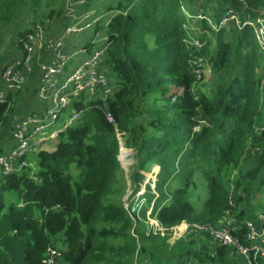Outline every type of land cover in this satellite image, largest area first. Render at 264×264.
<instances>
[{
	"label": "trees",
	"instance_id": "obj_1",
	"mask_svg": "<svg viewBox=\"0 0 264 264\" xmlns=\"http://www.w3.org/2000/svg\"><path fill=\"white\" fill-rule=\"evenodd\" d=\"M63 1L0 0V35L3 26L17 31L15 39L12 34L0 36V48L9 49L6 57L0 54V73L22 52L27 36L43 18L51 19L56 6L62 13ZM197 2L108 0L101 4L109 21L100 16L94 35L105 27L102 67L113 81V93L104 100L81 96L72 101L80 117L58 133L54 148L38 150L28 165L19 169L16 163L13 173L0 174V264H46L48 253L58 251L52 242L57 235H62L64 244L58 264H132L136 252L146 264H168L159 253L165 243L157 241L159 236H144L151 204L150 216L163 229L182 223L214 227L229 219L231 236L241 247L249 246L245 223L254 219L258 225L256 212L261 204L252 192L264 171V92L260 88L264 61L257 54L253 29L244 23L264 17L259 16L264 0H200V7L210 9L214 21L229 11L234 15L229 26L217 31H211L204 20L185 17L184 5ZM40 7L44 10L39 21L28 17ZM22 11L23 18H29L23 23L31 26L20 30L16 19ZM189 22L203 31L198 49L183 43L196 40ZM91 46L90 42L83 48L90 52ZM197 58L207 61L214 77L211 83H200L202 76L196 79L194 71L200 67L191 61ZM19 92L8 93L6 103L0 105V137L7 141L14 139ZM260 128L263 131L258 133ZM116 132L123 147L135 151L137 168L130 175L135 190L145 180L144 174L159 167L154 189L149 184L144 188L145 203L138 214L122 203L126 185L117 159ZM196 174L207 192L200 209L189 200L197 186ZM171 184L177 187L168 194ZM201 231L205 240L181 252L182 258L193 264H238L230 259L239 254L235 246H223L213 241L208 230ZM249 259L264 264L252 254Z\"/></svg>",
	"mask_w": 264,
	"mask_h": 264
},
{
	"label": "rangeland",
	"instance_id": "obj_2",
	"mask_svg": "<svg viewBox=\"0 0 264 264\" xmlns=\"http://www.w3.org/2000/svg\"><path fill=\"white\" fill-rule=\"evenodd\" d=\"M106 2H108V0H64L61 3L62 13L59 14L58 8L56 6L54 8V14L51 19H48L46 17L42 19V23L39 26V29L35 32V35L33 36L34 41L37 44L32 48V51L30 52V62L28 64L29 71L27 73H23V85L20 87L21 90L17 96L15 108V113L17 114L14 118L13 124L21 125L23 124V122L31 120L33 116L38 114V112H43L39 110H44L45 108H50L54 105L51 101H49V99L46 100L45 97L50 98L51 96H53L55 89L59 85L57 84V87H53L52 89H49L47 85H44V82L46 81H49L52 84L55 79L51 76L49 77L48 74H44L41 71L42 67L47 69L56 68L59 61L58 56L67 55L68 61L65 66L70 65L67 69V73H71L76 69L78 65H80L81 61L86 57V54L81 51V48L90 43L93 39H96L98 41L96 44L91 46V50L101 45L102 42L99 39L105 38V27L103 28V30L97 32L96 35H94V27L85 32H83L84 30L81 31L78 36H76L77 34H66V29L71 28L72 26L82 28L87 27V25H91L95 17L98 15L100 16V14L102 15V19L109 20L107 14H102V5H104ZM183 3L187 4L186 2ZM184 6L185 7L183 8V12L185 14V17L189 19V21H200L199 19H194L193 14L195 12H201V17H203V19L206 21V24L211 31H216L218 29L217 24L223 26L224 28L229 26L230 11L226 12L222 19L217 22L213 20L212 11L210 9L205 10L200 7V0H198V2L194 3V5L192 6H189V4L187 5L188 7L194 8L192 10H186L187 6ZM43 10L44 8L40 7L36 9L34 13L28 15V17L34 19L37 22L39 21ZM205 11H207L206 15H204ZM263 15L264 12L259 13V16ZM23 16L24 13L22 11L18 14V18L16 19V21L20 19V22L18 21L19 23L16 26V28H18L20 24V30L31 26L27 23H23L24 21L26 22L29 20L28 17L23 18ZM246 24L250 25V27L253 29L255 37L258 38L256 39L255 44L257 46V54H259L261 57L260 62H262L264 61V17H258L257 19L251 22L247 21ZM187 26L193 31L196 36V40L194 41H197V43L202 45V42L200 41V36H202L203 33L202 29H199L197 24H193L192 22H189ZM13 30L15 29L10 30L7 27L3 26L0 35L1 38H6L7 35L12 34L13 38L15 39L17 31ZM58 42H61V46ZM210 42L211 45L214 46V38H210ZM184 43L187 44L186 46L188 47V49L190 47L197 48L196 46H194L193 40L189 42L184 41ZM8 51L9 49L7 45H3L0 48V54H4L5 57L7 56ZM191 62H193V65H198L200 67V70L194 71L196 79L200 80V76H202V80L200 81V83H211L214 77L211 75L207 61H201L199 60V58H197L196 60H193ZM260 68L261 67L256 68L257 73H260ZM263 86L264 80L262 79L260 82V88L262 90V93ZM72 108L73 107L70 104L66 108L62 109V113L59 116L60 121L53 124L49 129L43 131L41 136L51 131L60 129V124L62 123V121L63 123H66L70 118V115H72L73 117L74 111ZM76 122L77 121H73L72 124L75 125ZM195 130L197 129L195 128ZM39 137L40 136H35L33 139H31L30 144L35 143ZM115 137H117L116 134ZM1 141L4 142V147L7 149L12 148L17 142L16 139H11L10 141H7L4 137H0V142ZM54 146L55 140H52L40 143V146H37L36 148H34V150H27V157L23 161H20L19 169L23 166L28 165L32 158L36 155V152L38 150H52ZM118 158H121L119 164L122 168L123 178L125 180L124 184L126 185L125 193L122 198L123 206L127 210L130 209L131 212L138 214L145 203V199L143 197L144 188L146 187V184H149L151 186L154 185V182L156 181V175L159 172V167L156 165L153 166L151 174H144L142 172V174L145 175V180H141V182L137 184V186H139V189L135 190L134 187L130 184V175L137 168V159L135 156V151L133 149H125L124 147H122L120 149V154L118 155ZM33 167H36V160H34ZM194 179L197 183V186L191 192V198L189 200L192 201L196 209H200L202 207V203L207 197V192L205 183L202 181L200 174H196ZM263 182L264 171L259 174L252 192L253 195H257L261 204L256 214H261L262 216L264 215V186H261ZM176 187V184H171L169 189L166 190V193L169 194V192H172V190ZM149 211L150 212H146L145 224L147 223L151 228H146V234L144 236H148L150 234L152 236H159L157 241H159V243H165V247H163L159 253L163 254V258L167 259V261L169 262L168 264H193L191 260H186L182 258L181 252L185 253L188 250H191L193 248L195 249L198 244H201L202 240H205L203 232L197 228L198 226L189 225L186 223H182L179 226L168 230L163 229L154 221V218L150 216V213L152 211V204L149 207ZM229 221V219H227V221L221 220L216 224L214 228L226 229L231 224ZM150 229H152L151 232ZM131 235L136 236L135 233H132V231ZM52 242H56V246L58 247V256L56 258V261H58L60 258L59 251L64 247V244L62 242V235H57L54 239H52ZM153 243H155V241ZM262 247H264L263 244ZM138 257L140 261H145L142 254L138 253ZM230 259L233 260L235 263L242 264L240 262H242L243 257L241 254H237L230 256Z\"/></svg>",
	"mask_w": 264,
	"mask_h": 264
},
{
	"label": "built area",
	"instance_id": "obj_3",
	"mask_svg": "<svg viewBox=\"0 0 264 264\" xmlns=\"http://www.w3.org/2000/svg\"><path fill=\"white\" fill-rule=\"evenodd\" d=\"M100 16H96L92 24H88L87 27L82 28L72 26L71 28H67L66 34H77L76 36H78L81 31L84 30L83 32H85L89 29L94 28L99 22ZM229 16L230 20L234 18V15L232 14H229ZM193 17L196 20H204L203 17H201V12H196L195 14H193ZM246 22L244 23V25H248L246 24ZM217 26L218 29L221 27V25L218 24ZM38 29L39 28H37V30ZM35 32L27 36L26 41L23 45L22 52L17 56L16 59H14L12 63H8L0 73V105L6 103L8 93L13 94L18 90H21L20 87L23 85V73H27L29 71L28 64L30 62V52L32 51V48L37 44L33 38ZM99 40L102 42L101 45L96 47L95 49H92L90 52H86L84 48H81V51L86 54V57L71 73H67V69L70 65L65 66L68 61L67 55L58 56L59 61L56 68H41V71L44 74H48L49 77L51 76L55 79L52 84L51 82L46 81L44 82V85H47L49 89L57 87V84L59 85L55 89L53 96H51L50 98L45 97L46 100L49 99V101L54 104L53 108L43 110L42 113L36 114L32 117L31 120L23 122V124L21 125L13 124V121L12 138L16 139L17 142L10 149L4 147L3 141L0 142V149H2V152L0 153V174L6 176L13 173L15 171L16 163H18L19 165L20 157L24 153H26L27 150L40 146V143L42 142L55 140L59 132H61L68 126H72V122L79 119L80 115L74 112L73 117L70 116L66 123H62V125L60 124V129L51 131L41 136L43 131L49 129L53 124L58 122L59 116L62 113L61 110L66 108L70 104L72 105V101L79 100L81 96H83L86 100H96L97 98L104 100L112 95L113 81L110 77L105 75V70H103L102 67L103 58L106 54L107 41L106 38H100ZM97 41L98 40L93 39L91 41L92 46L96 44ZM193 42L194 46H202L197 43V41ZM58 43L61 46V42ZM262 79L264 80V77ZM106 117L109 121H111V117L109 114ZM257 131L259 133L263 131V128H260ZM115 134L117 135L116 138L119 141V145H122L120 134L118 132H116ZM35 136L40 137L36 140L35 143L30 144V140ZM256 218L258 225L253 221L245 223V227L247 229L246 239L249 243L248 247H241L240 245H238L237 241L231 236L229 228L219 229L214 228L215 226H198L197 228L200 230H208L213 241H217L223 246H235L239 254H241L243 259L246 261L244 264H255L250 261V254H252L254 258H260L264 260V247H262V244L264 245V226H262L263 216L261 214H258ZM133 237L137 238L136 236ZM57 256V251H50L47 257H45L44 263L58 264V261H56ZM132 264H146V261H140L138 252H136L133 257Z\"/></svg>",
	"mask_w": 264,
	"mask_h": 264
},
{
	"label": "clouds",
	"instance_id": "obj_4",
	"mask_svg": "<svg viewBox=\"0 0 264 264\" xmlns=\"http://www.w3.org/2000/svg\"><path fill=\"white\" fill-rule=\"evenodd\" d=\"M195 13H196V12H195ZM195 13H194V14H195ZM184 41H185V40H183V43H184ZM191 41H192V40H191ZM193 41H194V40H193ZM188 42H189V41H188ZM184 44H186V43H184ZM63 111H64V110H63ZM77 120H78V119H77ZM77 120H76V121H77ZM72 126H73V125H72ZM122 147H123V145H119V152H120V149H121ZM117 158H118V157H117ZM150 188H151V189H154V185H153V186L150 185ZM147 212H150V211L148 210ZM148 215H149V214H148ZM256 217H257V214H256ZM256 219H257V218H256ZM154 221H156V220L154 219ZM156 222H157V221H156ZM157 224H158V223H157ZM158 225H159V224H158ZM159 226H160V225H159ZM160 227H161V226H160ZM176 227H177V226H176ZM146 228H151V227L146 223ZM151 231H152V229H150V232H151Z\"/></svg>",
	"mask_w": 264,
	"mask_h": 264
},
{
	"label": "crops",
	"instance_id": "obj_5",
	"mask_svg": "<svg viewBox=\"0 0 264 264\" xmlns=\"http://www.w3.org/2000/svg\"><path fill=\"white\" fill-rule=\"evenodd\" d=\"M101 15V14H100ZM39 26H40V24H37V27L39 28ZM12 60V58L8 61V62H10ZM7 62V63H8ZM51 108H53V106H51L50 108H45V109H51ZM44 109V110H45ZM39 111H43V110H39ZM65 111V110H64ZM38 113H42V112H38ZM61 115V114H60ZM59 120H60V118H59ZM62 124V123H61ZM226 221H227V219H225Z\"/></svg>",
	"mask_w": 264,
	"mask_h": 264
},
{
	"label": "water",
	"instance_id": "obj_6",
	"mask_svg": "<svg viewBox=\"0 0 264 264\" xmlns=\"http://www.w3.org/2000/svg\"><path fill=\"white\" fill-rule=\"evenodd\" d=\"M119 154H120V152H119ZM118 159V161L120 162V159L119 158H117Z\"/></svg>",
	"mask_w": 264,
	"mask_h": 264
}]
</instances>
